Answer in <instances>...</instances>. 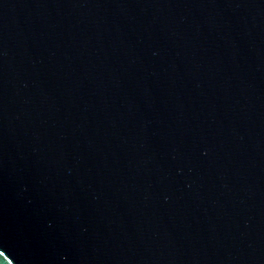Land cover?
Instances as JSON below:
<instances>
[{"label":"water","instance_id":"1","mask_svg":"<svg viewBox=\"0 0 264 264\" xmlns=\"http://www.w3.org/2000/svg\"><path fill=\"white\" fill-rule=\"evenodd\" d=\"M0 264H264V0H0Z\"/></svg>","mask_w":264,"mask_h":264}]
</instances>
